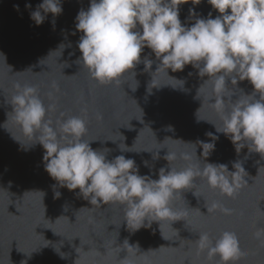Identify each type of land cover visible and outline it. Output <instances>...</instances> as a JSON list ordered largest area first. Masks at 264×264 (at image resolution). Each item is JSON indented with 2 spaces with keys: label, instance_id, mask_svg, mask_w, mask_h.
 <instances>
[{
  "label": "water",
  "instance_id": "1",
  "mask_svg": "<svg viewBox=\"0 0 264 264\" xmlns=\"http://www.w3.org/2000/svg\"><path fill=\"white\" fill-rule=\"evenodd\" d=\"M39 3L42 0H0V53L5 57L0 56V264H121L124 257L134 264H209L206 252L197 254L198 232L215 238L226 229L239 238L244 255L238 264H264V244L254 236L258 228H264V158L247 147L237 154L231 141L216 132L214 124L219 127L221 122L209 103L211 82L187 65L182 72L153 73L156 83L150 87L158 88L149 93L152 76L140 64L119 85H98L75 63L81 55L77 48L81 33L72 34L75 17L81 8L89 7L90 0H62L63 13L56 18L55 30L51 14L40 26L30 19V11ZM25 4L32 8L26 9ZM14 5H19V12ZM190 7H180L182 22ZM209 11L206 0L196 6V12L205 17ZM217 14L213 12V18ZM61 43L66 46L62 51ZM149 53L145 49L142 58ZM149 58L154 72L155 57ZM53 82L59 86L53 121L60 112L86 115L85 139L94 140V150L110 149L109 160L125 155L136 161L140 175L157 179L159 169H167L168 152L176 154L171 165L178 170L189 163L203 166L202 148L190 143L210 142L206 134L212 133L219 139L206 162L226 164L229 171L234 170L233 162H241L247 184L230 199L210 191L197 178L174 201L175 208L187 210L184 220L153 222L151 228L130 232L121 206H92L75 192L54 188L56 182L44 170L42 146L22 150L13 138L28 143L12 120L14 85L38 87L47 105ZM228 87L233 89V102L253 91L247 81L236 88L228 82ZM85 108L87 112L82 113ZM120 144L134 151L122 152ZM184 154L191 160L183 159ZM55 191L61 193L59 198H54ZM212 200H222L234 213L208 214L206 202ZM125 240L139 249H129Z\"/></svg>",
  "mask_w": 264,
  "mask_h": 264
},
{
  "label": "clouds",
  "instance_id": "2",
  "mask_svg": "<svg viewBox=\"0 0 264 264\" xmlns=\"http://www.w3.org/2000/svg\"><path fill=\"white\" fill-rule=\"evenodd\" d=\"M206 2L211 11L205 17L196 12L202 0H90L89 7L81 8L74 20L72 34L81 33L77 42L81 55L75 63L87 71L91 81L101 86L119 85L124 76L134 73L133 70L143 64V70L152 76L147 88L149 93L155 87L150 85L156 83L153 73L182 72L191 65L201 78L206 77L205 82H211L212 94L208 99L221 122L219 127L214 124L216 132L231 141L237 154L247 147L249 152L264 158V0ZM185 4L192 7L182 22L180 7ZM13 7L19 12V5ZM25 8L31 9L32 5L25 4ZM213 12L218 13L214 18ZM62 13V0H42L29 15L33 23L40 26L51 14L55 30L56 18ZM65 47L63 43L59 45L61 51ZM145 49L150 53L142 58ZM152 55L157 63L154 72L151 71L154 61L149 58ZM0 56L4 57L2 53ZM243 81H247L253 91L241 94L233 102L234 93L228 82L236 88ZM14 88L10 103L12 120L28 143L13 138L21 144L22 150L36 144L42 146L44 170L56 182L54 188L75 192L92 206H121L126 227L132 233L151 228L153 222H174L187 216V210L175 208L174 201L192 188L197 178L204 181L210 191L230 199H235L247 184L241 162L232 163L233 171H229L226 164L206 162L219 139L212 133L206 134L210 142L190 143L202 148L203 166L189 163L178 170L171 165L176 154L168 152L164 157L167 169L160 168L158 178L153 179L140 175L132 158L118 155L109 160L110 149L94 150L91 147L94 140L85 139L86 115L60 112L53 121L51 113L57 110L55 93L59 91L55 82L51 85L53 91L47 93L50 101L47 105L38 87L17 83ZM225 97L229 99L225 101ZM81 112L86 113L87 109ZM97 118L102 119V116ZM119 148L122 152L134 151L124 144ZM182 158L191 160L188 154ZM144 163L147 166V162ZM60 195L59 191L54 192V198ZM206 207L208 214L234 213L222 200L206 202ZM198 233L197 254L206 252L209 264L213 261L238 264L244 255L234 231L223 230L215 238L206 231ZM254 236L264 244V228H258ZM124 243L129 249H139L138 244L130 245L127 240ZM121 264L134 262L124 257Z\"/></svg>",
  "mask_w": 264,
  "mask_h": 264
}]
</instances>
